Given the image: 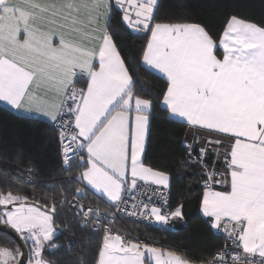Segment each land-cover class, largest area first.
Masks as SVG:
<instances>
[{"label": "snow or ice", "instance_id": "6c2138e0", "mask_svg": "<svg viewBox=\"0 0 264 264\" xmlns=\"http://www.w3.org/2000/svg\"><path fill=\"white\" fill-rule=\"evenodd\" d=\"M117 4L128 27L150 32L141 59L166 79L164 117L215 135L195 160L204 177L203 214L214 228L222 219L231 221L236 249L258 255V264H264V23L229 14L217 38L195 20L156 21L159 0ZM111 9L110 0H0V101L46 117L59 133L65 166L77 157V179L119 205L138 181L169 188L170 174L141 162L158 105L137 90V78L109 28ZM77 79L86 87L77 88ZM42 86L51 99L29 107ZM213 148L224 157L223 171L209 169ZM0 182L17 189L0 191V224L14 230L27 249L0 247V264H25V255L27 264H51L42 249L46 243L57 247L52 244L55 205L42 209L29 201L20 190L22 171H0ZM213 184L230 190L214 191ZM140 215L167 223L182 217V204L162 213L161 207L143 203ZM103 228L95 264H190L177 251L117 234L108 223ZM203 264H225L223 253ZM233 264L257 262L237 251Z\"/></svg>", "mask_w": 264, "mask_h": 264}, {"label": "trees", "instance_id": "16d2710c", "mask_svg": "<svg viewBox=\"0 0 264 264\" xmlns=\"http://www.w3.org/2000/svg\"><path fill=\"white\" fill-rule=\"evenodd\" d=\"M111 5L109 28L113 40L119 46L130 74L137 78V90H143L146 97L158 105L153 109L142 162L170 174L169 205L174 209L182 204L180 222L170 221L163 226L116 217L112 220V229L128 238L184 253L203 264L222 246L223 237L199 211L204 177L201 176L202 166L189 155L188 146L191 145L196 153L198 146L211 137L214 139L215 135L209 136L205 130L164 117L161 101L166 79L146 67L141 59L149 32L131 30L122 20L121 9L114 3ZM229 14L257 24L264 23V0H159L155 17L156 21L195 20L207 26L218 38ZM83 85V80L76 81L77 88ZM59 142L58 131L49 122L17 114L0 103V171H22L24 183L20 184V190L29 201L38 202L42 209L53 205L56 208L52 244L57 247L47 244L42 251L43 258L51 264H95L104 232L83 223L78 205L110 209L111 203L77 179L81 169L77 167L76 159L70 166L62 165ZM213 149L207 163L210 166L217 161L214 165L223 171V156H215ZM223 151L221 148L220 152ZM78 187L84 188L82 194L76 193ZM9 190L15 192L17 189H9L0 182V191ZM6 236L5 243L13 246L11 238Z\"/></svg>", "mask_w": 264, "mask_h": 264}, {"label": "built area", "instance_id": "2783aa9c", "mask_svg": "<svg viewBox=\"0 0 264 264\" xmlns=\"http://www.w3.org/2000/svg\"><path fill=\"white\" fill-rule=\"evenodd\" d=\"M67 118L68 117H65V119H67ZM68 131L70 134L71 127L69 128ZM204 146H205V144L202 146H198L196 148V150H197L196 153L194 151H191V156L193 157L194 161L199 156L200 149ZM73 147H75V145H73ZM215 151L216 150L213 149L214 155H215ZM188 153H189V149H188ZM59 154H60V159H61L62 165L64 167H66L64 164V160H63L62 145L60 142H59ZM73 159L77 160V157H73ZM223 160H224V157H223L222 161ZM213 167L215 169H217L218 171H222L220 168H217L216 165H214V164H211L209 166V169H211ZM161 192H163L164 195H161ZM165 201H167V203H165ZM143 203H149V207H151L153 204H155V206H157V207H161L162 213H168L171 210H173L169 205L168 188L159 187V186H156V185L151 184V183L145 184L144 182L138 183L137 187L131 193L125 192L123 202L120 203L119 205L112 202L110 209H100V208H95L93 206H85V205H78V209H79V213L81 214L83 223L91 225L92 228L102 229L103 232H104L103 225L105 223H108L109 226L112 228V220H114L113 218H116V217H125V218H130L133 220H138V221H141L144 223L163 225V226H167L169 224L171 217L169 218V221L167 223H155L153 221H149V220L145 219L144 217H142L140 215V209L143 207ZM134 204L137 205V207H133ZM81 206H83V207H81ZM89 209H92L91 216L85 217L84 212H87ZM97 209L101 213L100 218H99L100 223L98 225L95 224V222L97 220V211H96ZM131 212H136L137 215L132 216V215H130ZM231 227H232V222L229 220H224L219 225V227L216 228L215 231L218 234L222 235V237H223V244L207 260L213 258L214 256H217L218 253L222 252L223 253V260H224L225 264H233V256L239 250L236 249V245L233 243V238L229 235ZM117 234H120V233H117ZM121 235H123V234H121ZM103 236H104V234H103ZM241 255L246 259L255 260L257 262V264H258V261L260 259L258 257V255L255 257H253L251 255H243V254H241ZM217 258H219V257H217Z\"/></svg>", "mask_w": 264, "mask_h": 264}, {"label": "crops", "instance_id": "0c3cea01", "mask_svg": "<svg viewBox=\"0 0 264 264\" xmlns=\"http://www.w3.org/2000/svg\"><path fill=\"white\" fill-rule=\"evenodd\" d=\"M110 3L112 4V3H114L116 6H118L119 8H120V6L117 4V0H110ZM125 7H127V5H125ZM121 9V8H120ZM122 11V10H121ZM122 16H123V11H122ZM133 18H134V15H133ZM125 24H126V22H125ZM127 25V24H126ZM101 26H103V21H101ZM128 26V25H127ZM130 28V27H129ZM131 30H133L132 28H130ZM133 31H136V30H133ZM150 36V32H149V35H148V37ZM146 44H147V42H146ZM146 46V45H145ZM142 63H143V61H142ZM144 64V63H143ZM145 65V64H144ZM146 67H148L147 65H145ZM148 68H150V67H148ZM151 69V68H150ZM151 70H153L154 72H156V73H158L160 76H162V74H160L158 71H156V70H154V69H151ZM163 77V76H162ZM80 80H83V79H77V81H80ZM84 81V80H83ZM83 87H86V82L84 81V85H83ZM81 88V87H80ZM51 99V94L50 93H48V91H47V89H46V87H44V86H42V87H40V88H38V89H36V98H35V100H34V102H33V104H31V105H29V107H36V106H38V105H41V104H43V103H45V102H47V101H49ZM0 103L1 104H3V105H5V106H7V107H9V108H11L10 106H8L5 102H2V101H0ZM12 109V108H11ZM15 113H17V114H21V115H25V116H30V117H35V118H40V119H42V120H45L46 122H49V120L46 118V117H44V116H42V115H40V114H38V113H36V112H27V111H25V110H23V109H21V110H14V109H12ZM50 123V122H49ZM194 128H198V129H201V128H199V127H194ZM202 130H205V129H202ZM205 131H207V130H205ZM211 139H212V137H211ZM142 155H143V153L141 154V162H142ZM143 163V162H142ZM144 164V163H143ZM146 167H149L148 165H146V164H144ZM154 169V168H153ZM140 182H143V181H138V183H140ZM85 185V184H84ZM86 186V185H85ZM86 187H88V186H86ZM91 191H93V192H95V190H93V189H91L90 187H88ZM212 190H214V191H225V190H230V187L229 186H226V185H214V186H212ZM203 192H204V188H203V190H202V193H201V199H200V204H199V211H200V213L203 215V216H205L204 214H203V211H202V208H201V204H202V200H203ZM96 193V192H95ZM96 194H98V193H96ZM98 195H101V194H98ZM102 196V195H101ZM103 198H104V200L107 202V203H112L111 201H108L107 200V198L106 197H104V196H102ZM224 220H228V219H222V221L220 222V224L224 221ZM170 221H172V222H180V221H182V217H180V218H171V220ZM210 221V220H209ZM171 225H173L172 223H171ZM210 225H211V221H210ZM212 227V226H211ZM213 228V230H216V228H214V227H212ZM103 239V238H102ZM155 247H157V246H155ZM160 248V247H159ZM169 250H172V249H169ZM175 251V250H174ZM239 251L241 252V254H243V250L242 249H239ZM178 252V251H177ZM179 254H181V255H183L186 259H188L189 261H190V264H200V263H198V262H195V261H193V260H191L190 258H188L184 253H181V252H178ZM243 255H248V254H243ZM146 256H147V254H146Z\"/></svg>", "mask_w": 264, "mask_h": 264}, {"label": "water", "instance_id": "95a60500", "mask_svg": "<svg viewBox=\"0 0 264 264\" xmlns=\"http://www.w3.org/2000/svg\"><path fill=\"white\" fill-rule=\"evenodd\" d=\"M0 229L7 232L9 235H11L14 239H16L18 241V243L20 244L21 248L23 249V251L25 253H27V249L24 248L23 246V241L20 239L19 235L17 233H15L14 230H12L9 226H6V225H3V224H0ZM24 260H25V263L27 261V255H25L24 257Z\"/></svg>", "mask_w": 264, "mask_h": 264}, {"label": "flooded vegetation", "instance_id": "af4514ba", "mask_svg": "<svg viewBox=\"0 0 264 264\" xmlns=\"http://www.w3.org/2000/svg\"><path fill=\"white\" fill-rule=\"evenodd\" d=\"M5 235H7V238H11V240L13 241V246H10L9 244H6V238L4 237ZM21 247L20 244L18 243V241L16 239H14L11 235H9L7 232L3 231L0 229V247H9V248H13V247ZM44 249V248H43ZM43 251V250H42ZM43 257V256H42ZM44 259V258H43Z\"/></svg>", "mask_w": 264, "mask_h": 264}, {"label": "rangeland", "instance_id": "374dc122", "mask_svg": "<svg viewBox=\"0 0 264 264\" xmlns=\"http://www.w3.org/2000/svg\"><path fill=\"white\" fill-rule=\"evenodd\" d=\"M46 245H47V243L45 244V246H46ZM45 246H44V247H45ZM42 250H43V249H42ZM25 264H27V261H26V263H25Z\"/></svg>", "mask_w": 264, "mask_h": 264}]
</instances>
